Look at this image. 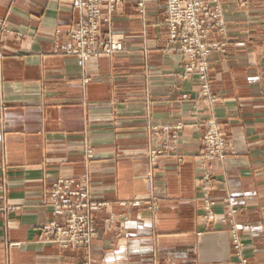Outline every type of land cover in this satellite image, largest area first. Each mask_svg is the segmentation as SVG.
Here are the masks:
<instances>
[{
	"label": "crops",
	"instance_id": "obj_1",
	"mask_svg": "<svg viewBox=\"0 0 264 264\" xmlns=\"http://www.w3.org/2000/svg\"><path fill=\"white\" fill-rule=\"evenodd\" d=\"M220 7L225 27L208 40L226 52L207 58L212 102L198 77L184 78L163 1L144 14L117 3L101 32L124 50L81 64L65 53L85 21L72 0H0V264H240L239 253L264 264V0ZM210 121L228 155L204 168ZM84 178L101 205L96 238L49 243L52 187Z\"/></svg>",
	"mask_w": 264,
	"mask_h": 264
},
{
	"label": "built area",
	"instance_id": "obj_2",
	"mask_svg": "<svg viewBox=\"0 0 264 264\" xmlns=\"http://www.w3.org/2000/svg\"><path fill=\"white\" fill-rule=\"evenodd\" d=\"M154 1L164 2L169 44L177 45L188 61L184 68V78L198 77L203 84L202 97L216 101L210 89V64L207 58L213 51L224 54L226 44L209 42L208 37L212 32L222 31L225 27L221 0H135L141 14ZM208 1L212 3V7L208 5ZM235 1L248 5L251 0ZM119 2L121 0H72L73 9L80 12L85 21H81L77 30L68 34L72 44L65 49V53L78 58L83 64L90 58L122 52L124 47L120 42L106 38L101 32L102 24L111 22ZM104 7H107L108 19H104ZM182 128L183 124L166 128L167 132H171L165 143L166 152L175 148ZM202 143L204 154L202 153L201 158L204 167H207L208 162L224 160L227 157V141L213 121L207 123ZM204 180L207 192L212 185L211 175L207 174ZM50 205L53 208V219L43 227L45 239L64 248L89 247L97 236L93 214L101 209V205L91 201L87 179L59 180L50 192ZM228 206L230 215L234 216L237 213L234 197L228 199ZM209 207L208 203V211ZM59 217L63 219L62 222L57 220ZM235 246L237 250L240 249L238 240H235ZM238 256L240 264H247L240 253Z\"/></svg>",
	"mask_w": 264,
	"mask_h": 264
},
{
	"label": "rangeland",
	"instance_id": "obj_3",
	"mask_svg": "<svg viewBox=\"0 0 264 264\" xmlns=\"http://www.w3.org/2000/svg\"><path fill=\"white\" fill-rule=\"evenodd\" d=\"M209 38V37H208ZM209 42H212V41H209ZM213 42H219V43H221V44H226L224 41H213ZM221 53V52H220ZM202 141H203V138H202ZM202 147H203V143H202ZM203 149V148H202ZM202 153L204 154V150H202ZM202 157V156H201ZM211 162H213V161H211ZM208 163H210V162H208ZM203 167H204V164H203ZM204 168H208V165H207V167H204Z\"/></svg>",
	"mask_w": 264,
	"mask_h": 264
}]
</instances>
